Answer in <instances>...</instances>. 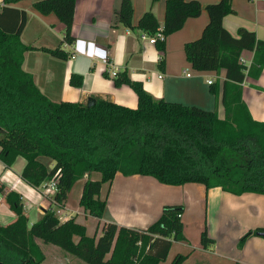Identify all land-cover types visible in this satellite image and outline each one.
I'll list each match as a JSON object with an SVG mask.
<instances>
[{
	"label": "trees",
	"instance_id": "16d2710c",
	"mask_svg": "<svg viewBox=\"0 0 264 264\" xmlns=\"http://www.w3.org/2000/svg\"><path fill=\"white\" fill-rule=\"evenodd\" d=\"M0 5V161L11 168L17 157L25 160L20 178L40 191L51 179H57L50 206L28 228L19 194L5 197L15 214L14 222L0 225V264H41L43 255L35 239L55 245L86 264H159L167 257L173 242L184 239V206L167 204L160 216L145 229L103 223L100 235L88 236L75 217L61 222L52 208L64 209L73 184L87 174L79 207L101 219L106 197L101 188L114 176H151L161 184L180 186L199 183L206 190L220 188L234 195H264V123L254 121L241 99V84L246 76L257 77L264 71V39L244 28L232 36L222 24L233 13L231 0H220L202 7L196 0H167L162 29L152 11H146L137 27L154 35L159 29L166 38L181 29L189 18L203 11L208 22L199 38L187 42L184 52L191 68L199 72L225 71L221 103L224 119L217 111L167 102L147 93L140 83L123 78L137 96L132 109L112 101L95 99L92 106L82 102H55L42 94L31 74L22 70L24 53L34 50L21 42L26 24L23 9ZM155 2L156 0H152ZM76 0H40L33 8L46 15L53 13L63 24V40L72 45L71 35ZM131 0H121L116 12L118 23L131 27ZM164 54L165 39L155 43ZM61 60L60 48L40 49ZM243 51L254 53L250 67L240 63ZM164 55L160 62L163 63ZM79 86L81 77L71 76ZM119 85V80H115ZM210 91L218 98V89ZM41 157L52 161L50 169ZM96 174L99 178H96ZM264 228L248 230L239 240V249L251 236H261ZM206 231L200 244H213ZM176 257L172 264H180Z\"/></svg>",
	"mask_w": 264,
	"mask_h": 264
},
{
	"label": "crops",
	"instance_id": "0c3cea01",
	"mask_svg": "<svg viewBox=\"0 0 264 264\" xmlns=\"http://www.w3.org/2000/svg\"><path fill=\"white\" fill-rule=\"evenodd\" d=\"M40 0H18L7 5L23 9L26 12V24L20 35L21 42L35 49L24 53L22 70L31 74L34 84L42 94L55 102H82L87 98L112 101L128 108L137 107V96L133 89L121 80L129 78L141 84L143 89L156 99L167 102L196 106L207 111H217L220 119H224L225 110L221 103L222 85L225 71L199 72L191 68L186 60L184 45L200 37L208 22L203 11L198 17L189 18L183 27L165 38V52H159L154 44L141 38L143 32L137 27L138 21L146 11H152L162 29L167 0H131V27L117 22L116 12L121 0H76L71 35L72 45L64 38V27L55 14L43 15L33 8ZM202 7L220 0H196ZM4 0H0L3 5ZM233 13L223 18V27L232 35L244 28L255 34L257 40L264 39V0H231ZM60 48L68 58H54L40 49ZM164 55V62H160ZM254 53L243 51L240 61L247 68L251 66ZM189 74V76H187ZM81 77L79 86L70 83L71 76ZM115 80L120 84L116 85ZM212 80V84H208ZM211 86L218 89V98L210 91ZM241 99L254 121L264 123V71L257 77L246 76L241 84ZM43 162V157L40 158ZM48 162V169L52 166ZM25 165L22 157H17L11 168H6L0 161V184L6 192L12 191L20 195L23 211L28 218L27 226L40 219L45 209L50 206L47 198L26 184L20 174ZM87 174L77 180L68 196L64 209L52 207L61 222L75 217L88 231L87 221L98 222L91 226V231L98 237L100 223H115L119 226L145 229L161 214L162 207L167 204L184 206L182 215L183 232L191 224L197 225L195 216L200 207L213 202H230L247 205V221L233 217V211L218 220L221 226L215 233H209L214 244L204 249L198 239L193 250L208 256L204 264H264V237L251 236L241 249H237V241L246 231L264 228V195L243 193L234 195L220 188L206 190L199 183H187L171 186L159 183L151 176H123L117 173L110 184L101 188V197H106V206L101 219L85 214L79 207L82 187ZM108 186L103 195V187ZM0 225L6 226L15 221V214L9 209L5 197L1 196ZM214 205V206H215ZM241 207V208H242ZM194 209L195 215H190ZM249 220V223H248ZM35 239V244L45 254ZM186 241V240H185ZM185 241L172 243L167 257L159 264L169 262L180 253L183 247H190ZM179 244L176 247L175 245ZM182 245V247H181ZM174 247V248H173ZM173 249V250H172ZM175 249V250H174ZM63 255L67 264H83ZM77 258V257H75ZM61 262V261H60ZM197 262V263H196ZM194 257H189L183 264H199ZM41 263V264H42ZM58 264V263H54ZM61 264V263H60ZM86 264V263H85Z\"/></svg>",
	"mask_w": 264,
	"mask_h": 264
},
{
	"label": "rangeland",
	"instance_id": "374dc122",
	"mask_svg": "<svg viewBox=\"0 0 264 264\" xmlns=\"http://www.w3.org/2000/svg\"><path fill=\"white\" fill-rule=\"evenodd\" d=\"M17 159V158H16ZM50 158L48 157H43V162L47 163V167H49L48 162H50ZM96 178H99V175L96 174ZM108 191V186H104L103 187V195L105 196L107 194ZM216 202H213V204L211 205L210 203L208 204V209H206L205 204L200 207L199 212L196 214V212L194 211V209H191L190 211V215L193 216H197L198 220H197V225H189L187 228V231L183 232V237L184 239L182 241H185L186 244H188L190 247H183L182 249L184 250V253H180L176 255L175 257H173V259L170 261V263L172 264L173 261L176 259V257H182V260L180 262V264H183L182 262L186 261L189 257H194L195 259H197L198 261H202V263L199 264H204V258L202 257H206V260H208V256L201 254V252H198L196 250H193L195 248L196 245H198V239L200 242V236L201 233L203 231H206L208 237H209V233H215L216 231V227L218 228V226H221V222L219 223L218 220L223 219V217L225 216V214H230L231 211H233V217H240L242 222H246L247 221V205L245 207H242V205H237V204H232L230 202H217V204L215 205ZM215 205V206H214ZM242 207V208H241ZM98 220V219H97ZM100 220H98L99 222ZM96 220L94 219H89L87 221V226H88V231H87V235L88 236H93L94 232L91 231V226H96V224L98 223ZM249 223V220H248ZM103 225V222L100 223V231H101V227ZM247 232V231H246ZM245 232V233H246ZM244 233V234H245ZM243 234V235H244ZM242 235V236H243ZM241 236V237H242ZM238 239L237 243L239 242L240 238ZM174 243V242H173ZM246 243V242H245ZM39 244L45 254V260L42 264H54L55 262L58 264H67V260H65L63 255H67L65 254V251L62 250L61 248L43 242L42 240L39 241ZM214 244V242H213ZM212 244V245H213ZM212 245H210L209 247H211ZM245 245V244H244ZM243 245V246H244ZM179 246V244L175 245V249L176 247ZM182 247V245H181ZM237 249L238 246L236 245ZM174 248V247H173ZM174 249V250H175ZM173 250V249H172ZM68 256V255H67ZM69 258L79 261L83 264H85V262L79 258H75L74 256H69ZM61 261V262H60ZM169 262H165L164 264H168ZM197 263V262H196ZM235 264V263H234Z\"/></svg>",
	"mask_w": 264,
	"mask_h": 264
},
{
	"label": "built area",
	"instance_id": "2783aa9c",
	"mask_svg": "<svg viewBox=\"0 0 264 264\" xmlns=\"http://www.w3.org/2000/svg\"><path fill=\"white\" fill-rule=\"evenodd\" d=\"M141 38L151 44H154L157 41H162L165 39L164 35L162 34V32L160 31V29L154 34V35H148L146 33H143V35L141 36ZM240 61V59H239ZM241 63V61H240ZM244 65V64H243ZM187 76H189V74H187ZM208 84H212L213 81L212 80H208L207 81ZM86 176V174L84 175ZM56 184H57V179L56 177L51 179L49 182L45 183L42 187L41 190L38 191L39 194L45 198H47L50 202V198L55 194L56 192ZM0 202H1V196H0ZM1 204V203H0Z\"/></svg>",
	"mask_w": 264,
	"mask_h": 264
},
{
	"label": "water",
	"instance_id": "95a60500",
	"mask_svg": "<svg viewBox=\"0 0 264 264\" xmlns=\"http://www.w3.org/2000/svg\"><path fill=\"white\" fill-rule=\"evenodd\" d=\"M95 103V99L92 97L87 98L86 104L87 106H92ZM262 236H264V233H261Z\"/></svg>",
	"mask_w": 264,
	"mask_h": 264
}]
</instances>
